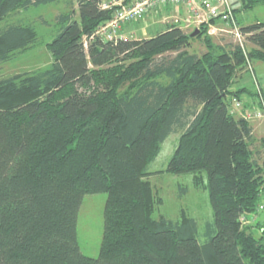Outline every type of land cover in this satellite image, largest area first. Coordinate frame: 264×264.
<instances>
[{
  "label": "trees",
  "instance_id": "trees-1",
  "mask_svg": "<svg viewBox=\"0 0 264 264\" xmlns=\"http://www.w3.org/2000/svg\"><path fill=\"white\" fill-rule=\"evenodd\" d=\"M59 1L0 0V65L38 38L7 17ZM67 1L45 43L49 65L0 76V264H264V222L240 220L264 193V138L253 148L250 122L231 112L232 98L251 93L233 88L240 46L213 44L206 24L194 36L169 24L146 38L106 41L94 33L118 7ZM240 29L250 58L264 61V21ZM193 39L206 51L190 52ZM177 132L164 172L191 174L208 193L204 240L183 210L178 220L153 217L160 199L148 165ZM101 192L103 240L90 258L76 221L83 197Z\"/></svg>",
  "mask_w": 264,
  "mask_h": 264
},
{
  "label": "rangeland",
  "instance_id": "rangeland-1",
  "mask_svg": "<svg viewBox=\"0 0 264 264\" xmlns=\"http://www.w3.org/2000/svg\"><path fill=\"white\" fill-rule=\"evenodd\" d=\"M231 1L235 9H237L235 16L236 22L238 20L237 26H247L256 21H264V5L260 4L251 9H245L242 6L241 0ZM70 5L67 0H61L44 5L30 6L26 10L7 17V21H19L32 25L37 32L38 38L33 47L24 52L15 53L10 61L1 64L0 76H10L23 71L45 68L49 65L51 57L46 50L45 43L51 40L59 28L56 16L60 13L68 12L71 7ZM74 8H76L75 4ZM167 15L183 17L184 12L179 7L175 10L171 8L163 10V12H159L157 15L155 12H148L142 18H138L129 24H124L122 26L123 35L125 38L132 39L149 37L172 24L171 21L173 19L165 17ZM180 25L183 27L181 29L186 33L197 28L193 24L187 27H184L183 23H180ZM230 26L226 23L215 22L208 26V34L213 44L225 49H229L238 43L242 45L238 44L242 49L245 61L241 67L239 66L235 69L233 88L249 89L251 93L242 92L240 94V99H247V102H244L243 107L240 109L235 108L233 113L236 116H241V114L248 112L251 118L248 121L251 124L253 122L263 124V128L256 129L253 134L256 141L252 147L259 149L260 138H264V109L257 104L256 95L259 93L264 98V61L250 58L248 53L253 47L251 39L244 33V36L240 35V42L236 41L234 35L230 32L232 27ZM187 48L190 52L198 55L206 51L205 44L201 39H193ZM257 112H260L261 116H258ZM178 137V132L170 135L162 144L158 157L148 165V171L151 174L147 179L151 182L156 197L160 199V202L156 205L153 217L164 216L171 220H178L180 212L183 210L186 215L196 220L200 234L199 239L204 240L205 225L213 219L208 193L195 187L191 174L164 172L178 141ZM256 157L260 161V157L258 155ZM106 200L107 193L105 192L86 194L78 210L76 221L77 243L81 253L90 258H98L100 253L104 233ZM259 206L262 207L259 208ZM259 206L255 214L248 216V221L244 223L245 225H253L254 221L264 222V193L260 196Z\"/></svg>",
  "mask_w": 264,
  "mask_h": 264
},
{
  "label": "built area",
  "instance_id": "built-area-1",
  "mask_svg": "<svg viewBox=\"0 0 264 264\" xmlns=\"http://www.w3.org/2000/svg\"><path fill=\"white\" fill-rule=\"evenodd\" d=\"M112 3L122 6L117 9L109 21L98 27L94 33V35L106 41L115 42L125 38L122 32V26L138 18H142L148 12H155V14H158L170 8L175 10L177 7L181 8L184 12L183 17L169 16L170 14L165 17H171L173 19L171 23L179 25L180 28H183L180 23H183L184 27L190 26L191 24L198 27L200 24L210 26L215 22H219L232 26H230V32H232L236 41L240 42V35H245L240 27L237 26L234 12L235 7L231 0H107V4L105 0L102 2V7L106 8L107 6V8H109L112 6ZM256 98L257 104L264 109V98L259 93L256 95ZM244 102H247V99L232 98L231 112H233L235 108L240 109L243 107ZM257 115L261 116V113L257 112ZM241 116L246 119H251L250 113L248 112L241 114ZM261 207L262 206H259V208ZM240 220L243 223L248 221L244 216H241Z\"/></svg>",
  "mask_w": 264,
  "mask_h": 264
},
{
  "label": "crops",
  "instance_id": "crops-1",
  "mask_svg": "<svg viewBox=\"0 0 264 264\" xmlns=\"http://www.w3.org/2000/svg\"><path fill=\"white\" fill-rule=\"evenodd\" d=\"M250 125L252 127L253 134L256 131V129H260V128L262 129L263 128V124H261L259 122H253L252 124L250 123Z\"/></svg>",
  "mask_w": 264,
  "mask_h": 264
},
{
  "label": "bare ground",
  "instance_id": "bare-ground-1",
  "mask_svg": "<svg viewBox=\"0 0 264 264\" xmlns=\"http://www.w3.org/2000/svg\"><path fill=\"white\" fill-rule=\"evenodd\" d=\"M111 5H112V6L116 5V6L118 7L117 9H119V7L122 6V5H117L116 3H112ZM106 8H107V6H106ZM117 9H116V11H117Z\"/></svg>",
  "mask_w": 264,
  "mask_h": 264
},
{
  "label": "water",
  "instance_id": "water-1",
  "mask_svg": "<svg viewBox=\"0 0 264 264\" xmlns=\"http://www.w3.org/2000/svg\"><path fill=\"white\" fill-rule=\"evenodd\" d=\"M198 33V30H195V31H193L192 33H191V36H194V35H196Z\"/></svg>",
  "mask_w": 264,
  "mask_h": 264
}]
</instances>
